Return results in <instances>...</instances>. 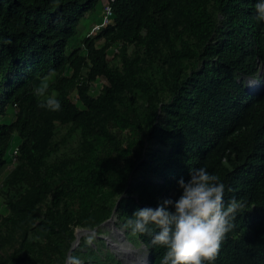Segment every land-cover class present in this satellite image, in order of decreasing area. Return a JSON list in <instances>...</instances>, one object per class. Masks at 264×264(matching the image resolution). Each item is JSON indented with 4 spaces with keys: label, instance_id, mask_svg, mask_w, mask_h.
<instances>
[{
    "label": "trees",
    "instance_id": "trees-1",
    "mask_svg": "<svg viewBox=\"0 0 264 264\" xmlns=\"http://www.w3.org/2000/svg\"><path fill=\"white\" fill-rule=\"evenodd\" d=\"M100 1L0 0V264H66L70 250V264H123L111 216L161 264L166 249L123 224L178 199L198 167L244 205L212 264H264L258 0ZM107 3L111 22L80 36ZM45 77L59 111L39 106ZM77 229L92 232L74 246Z\"/></svg>",
    "mask_w": 264,
    "mask_h": 264
},
{
    "label": "clouds",
    "instance_id": "clouds-1",
    "mask_svg": "<svg viewBox=\"0 0 264 264\" xmlns=\"http://www.w3.org/2000/svg\"><path fill=\"white\" fill-rule=\"evenodd\" d=\"M255 12L257 22H264V0H258L255 4ZM111 18L112 14L109 23ZM100 23L102 21L96 24ZM92 29L90 34L95 32ZM258 68L259 66L256 70ZM263 71L264 67L259 74ZM251 77L246 78L247 83ZM252 79L256 86L254 83L250 86L247 84L248 89L259 91L261 80L255 76ZM48 89L49 81L45 77L35 88V94L45 98L39 106L59 111L61 103L55 94L46 95ZM16 149L12 151L11 163L8 167L15 164ZM178 183L182 189L178 199H163L155 208H138L132 214V218L123 224V228L130 230L133 235H148L151 237L152 246L165 248L166 252L161 264H212L219 253L223 239L233 227L238 210L244 205L233 197L225 206L224 184L217 175L209 173L205 167L190 168V179L185 181L181 178ZM173 208L174 210H171ZM111 224H114L113 220ZM150 225H155L158 231H154ZM73 264H80V261L74 259ZM145 264H151L150 255Z\"/></svg>",
    "mask_w": 264,
    "mask_h": 264
},
{
    "label": "rangeland",
    "instance_id": "rangeland-1",
    "mask_svg": "<svg viewBox=\"0 0 264 264\" xmlns=\"http://www.w3.org/2000/svg\"><path fill=\"white\" fill-rule=\"evenodd\" d=\"M101 0L97 6L101 8L102 4ZM97 18V15H93L91 18L86 19V23L82 24L85 25V28L80 29V36H84L85 34L88 35V33L91 31L94 24H96L95 20ZM254 83V80L252 77L249 79L248 86ZM254 86L256 84L254 83ZM12 168V165L7 168V171ZM108 232L103 235L107 242V246L116 253V255L122 260L123 264H142L143 263V257H147L149 255V252L147 248L142 244L141 246H134L129 243V241L126 239L125 233L121 228H117L115 224H111L108 226ZM87 233H83L81 235H84ZM140 260V261H139Z\"/></svg>",
    "mask_w": 264,
    "mask_h": 264
},
{
    "label": "built area",
    "instance_id": "built-area-1",
    "mask_svg": "<svg viewBox=\"0 0 264 264\" xmlns=\"http://www.w3.org/2000/svg\"><path fill=\"white\" fill-rule=\"evenodd\" d=\"M111 14H112L111 6L109 4H106L103 9L102 23L96 24L93 27L92 31H97L100 29V27L107 25L110 21ZM14 154H17V149L14 151Z\"/></svg>",
    "mask_w": 264,
    "mask_h": 264
},
{
    "label": "water",
    "instance_id": "water-1",
    "mask_svg": "<svg viewBox=\"0 0 264 264\" xmlns=\"http://www.w3.org/2000/svg\"><path fill=\"white\" fill-rule=\"evenodd\" d=\"M112 220H113V216H111V218H109L108 220H106V221L102 224V226H109L110 223H112ZM89 232H92V230H89V229H77V231H76V236H77V237H76V241H75L74 246L78 244V242H79V240H80V237H81V234H83V233H89ZM74 246H73V247H74ZM73 247H72V248H73ZM70 253H71V250L68 252V257H67L66 264H70Z\"/></svg>",
    "mask_w": 264,
    "mask_h": 264
},
{
    "label": "bare ground",
    "instance_id": "bare-ground-1",
    "mask_svg": "<svg viewBox=\"0 0 264 264\" xmlns=\"http://www.w3.org/2000/svg\"><path fill=\"white\" fill-rule=\"evenodd\" d=\"M143 263L142 264H145V262L147 261V257H143ZM140 261V260H139Z\"/></svg>",
    "mask_w": 264,
    "mask_h": 264
}]
</instances>
